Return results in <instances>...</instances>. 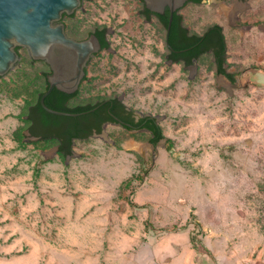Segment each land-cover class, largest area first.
<instances>
[{
    "label": "rangeland",
    "instance_id": "374dc122",
    "mask_svg": "<svg viewBox=\"0 0 264 264\" xmlns=\"http://www.w3.org/2000/svg\"><path fill=\"white\" fill-rule=\"evenodd\" d=\"M83 9L79 30L114 34L70 105L121 98L159 118L165 139L107 125L63 157L56 140L30 137L48 68L22 50L0 79V264H264V0L179 12L191 33L222 26L235 83L211 54L170 63L142 0Z\"/></svg>",
    "mask_w": 264,
    "mask_h": 264
},
{
    "label": "water",
    "instance_id": "95a60500",
    "mask_svg": "<svg viewBox=\"0 0 264 264\" xmlns=\"http://www.w3.org/2000/svg\"><path fill=\"white\" fill-rule=\"evenodd\" d=\"M146 8L158 15L169 9L168 41L174 15L192 0H143ZM83 0H0V78L6 77L21 60L17 48H26L33 61L46 62L52 71L48 89L40 97L45 111L62 117H78L84 113H69L49 108L45 99L54 89L75 94L86 75L90 59L100 51L97 37L76 41L66 35L63 16H71ZM173 52H181L175 51ZM99 107L91 110L95 111Z\"/></svg>",
    "mask_w": 264,
    "mask_h": 264
},
{
    "label": "trees",
    "instance_id": "16d2710c",
    "mask_svg": "<svg viewBox=\"0 0 264 264\" xmlns=\"http://www.w3.org/2000/svg\"><path fill=\"white\" fill-rule=\"evenodd\" d=\"M203 0H192L190 3L202 4ZM178 11L174 15V20L170 30L168 45L172 51L171 58L176 63L185 62V66H192L205 54H211L215 65L216 72L226 77L231 83L236 82V75L228 72L225 65L227 63V42L222 26L214 24L209 26L203 33H191L183 24V17ZM147 16L152 13L145 10ZM169 9H166L165 15H159L163 27L166 29L169 23ZM105 31L100 33L104 35ZM104 47H108L104 43ZM181 51V52H173ZM48 89L46 85L43 92L40 93L38 100L33 103L28 111L27 130L31 137L39 138L40 140H56L58 145V153L63 157L71 156L73 153V145L75 140H86L93 134L102 132V125L105 122H114L111 114H116L123 119L133 124L131 129H145L151 134L149 142L156 147L162 140L165 139L162 127L157 123L155 116L141 119L138 123L134 122L132 117L133 111H125L126 105L121 103L117 97L103 99L96 103L79 104L72 106L70 100L79 95V92L68 95L57 89L45 99V104L54 110L69 112V113H84L87 114L78 117H62L48 113L40 104V97ZM109 100V101H106ZM99 107L93 112L91 110ZM172 142L168 140V150H171Z\"/></svg>",
    "mask_w": 264,
    "mask_h": 264
},
{
    "label": "flooded vegetation",
    "instance_id": "af4514ba",
    "mask_svg": "<svg viewBox=\"0 0 264 264\" xmlns=\"http://www.w3.org/2000/svg\"><path fill=\"white\" fill-rule=\"evenodd\" d=\"M85 1H89V0H83V2H82V6L78 9V10H76L75 11V13L73 14V15H71V16H68V15H64L63 16V19H62V21H61V23H64V25H65V32H66V35L68 36V37H70V38H72V39H74V40H76V41H86V40H88L89 38H91L92 36H95V37H97L98 38V40H99V42H100V45H101V49H100V51L98 52V53H96L91 59H90V61L88 62V65H87V67H86V69H85V72H86V75L84 76V78H83V80L81 81V84H80V87H79V90L77 91V92H79L80 91V89H81V87H82V85L84 84V82H86L87 81V79H88V69H89V67L91 66V63H92V61L97 57V56H99V54H101L102 52H104V51H109L110 50V47H111V41H110V37L114 34V32L113 31H111L110 29H109V27H107V26H98V27H96V28H94V29H92V30H86V29H84V30H82V29H78L77 28V25L75 24V22H77V13L80 11V10H82V11H84V9H83V4H84V2ZM142 3H143V9H142V15L144 16V18H145V20H146V22L147 23H151L152 21H154V20H157V22L158 23H160L161 25H162V22H161V20H160V18L158 17L159 15L158 14H155V13H153V12H151L152 14L150 15V16H147L146 15V13H144L145 12V10H148L147 8H146V6H145V4H144V1L142 0ZM149 11V10H148ZM71 24V25H70ZM104 32L105 31V33H104V35L102 36V38H101V36H100V33L101 32ZM166 37H167V35H166ZM104 43H106L107 45H108V47H104L105 45H104ZM165 48L168 50V54H167V59H168V61L170 62V63H176L175 61H173V59L171 58V56H172V51L170 50V45H168V41L165 39ZM22 50H26V52L28 53V55H29V52H28V50L26 49V48H17V51L19 52V54H20V56H21V51ZM31 58V57H30ZM32 60V59H31ZM33 61V60H32ZM33 62H41L42 64H44L47 68H48V70L47 71H45V74H44V80H45V82H46V85L48 84V76H50L51 74H52V71H51V68H50V66L46 63V62H42V61H33ZM179 64H183V65H185V62L184 61H180V62H178ZM177 64V63H176ZM1 79V78H0ZM76 92V93H77ZM74 99V98H73ZM73 99H71L70 100V102L73 100ZM118 100L121 102V103H123V101H122V99L121 98H118ZM106 101H109V100H106ZM125 111H127V112H130L131 111V109H129L128 107H126V110ZM111 116H112V118L114 119V122H105L103 125H102V132H103V130L105 129V126H107V125H116V126H121V127H123L124 129H126V130H128V131H146L145 129H131V130H129V129H127V128H130V127H133V124L132 123H130L129 121H127V120H125V119H123L122 117H120V116H118V115H116V114H111ZM151 116H153V115H148V114H141V113H138V112H136V111H133V115H132V117H133V119H134V122L135 123H138L141 119H143V118H146V117H151ZM156 118V120H157V123L158 124H160L159 123V118H157V117H155ZM27 134L30 136V133L28 132V130H27ZM31 137V136H30ZM32 138H34V137H32ZM35 139H38V140H40L39 138H35Z\"/></svg>",
    "mask_w": 264,
    "mask_h": 264
}]
</instances>
